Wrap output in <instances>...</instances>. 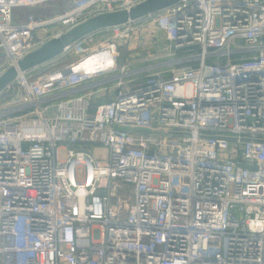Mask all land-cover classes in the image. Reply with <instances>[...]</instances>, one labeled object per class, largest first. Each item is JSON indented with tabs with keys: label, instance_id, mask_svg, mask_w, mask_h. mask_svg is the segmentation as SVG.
Returning a JSON list of instances; mask_svg holds the SVG:
<instances>
[{
	"label": "built area",
	"instance_id": "2783aa9c",
	"mask_svg": "<svg viewBox=\"0 0 264 264\" xmlns=\"http://www.w3.org/2000/svg\"><path fill=\"white\" fill-rule=\"evenodd\" d=\"M140 1L0 0V73ZM33 69L0 93V264H264V0H181Z\"/></svg>",
	"mask_w": 264,
	"mask_h": 264
},
{
	"label": "water",
	"instance_id": "95a60500",
	"mask_svg": "<svg viewBox=\"0 0 264 264\" xmlns=\"http://www.w3.org/2000/svg\"><path fill=\"white\" fill-rule=\"evenodd\" d=\"M181 0H142L131 6L94 13L23 54L0 73V93L21 73L64 53L80 38L95 31L141 19Z\"/></svg>",
	"mask_w": 264,
	"mask_h": 264
},
{
	"label": "crops",
	"instance_id": "0c3cea01",
	"mask_svg": "<svg viewBox=\"0 0 264 264\" xmlns=\"http://www.w3.org/2000/svg\"><path fill=\"white\" fill-rule=\"evenodd\" d=\"M148 23H149V21H145L144 19L140 20L138 28L142 27V28L148 30L149 29ZM139 31H140V29H138L136 33L138 34ZM135 40H137V38ZM153 52H155L154 48H153ZM152 55H153V59L149 60L150 62H148L149 65L151 66V68L149 69L150 71L162 69L165 66H167L168 63L162 62L164 59L154 57V55H156V53H152ZM145 60H148V59H145ZM141 64L142 63H138L137 65L133 64L132 67L133 66H139ZM35 70L36 69H32L30 71V73L35 74L34 73ZM115 87H116V82L114 79L113 80L107 79L106 76H101V78H99V81L93 82L92 84H90V86L87 89L93 91L94 104H96L99 101H109V100L113 99L114 94H115ZM87 89H85V90H87ZM93 106H95V105H93Z\"/></svg>",
	"mask_w": 264,
	"mask_h": 264
},
{
	"label": "rangeland",
	"instance_id": "374dc122",
	"mask_svg": "<svg viewBox=\"0 0 264 264\" xmlns=\"http://www.w3.org/2000/svg\"><path fill=\"white\" fill-rule=\"evenodd\" d=\"M25 11H23L22 9H19L16 14L14 15V18L12 20V22H16L19 20V16L24 13ZM120 57L119 60H123L124 57L129 56L128 52L126 53L125 48L122 46L120 47ZM131 53V52H130ZM56 62L51 63V66H47V68H51L52 64H55ZM84 147L89 150L94 156L99 157V158H107L108 154H109V150L107 147L101 145V144H94V143H85ZM60 156L61 158H65L66 157V149L65 148H61L60 150ZM61 264H68V262L63 261Z\"/></svg>",
	"mask_w": 264,
	"mask_h": 264
}]
</instances>
